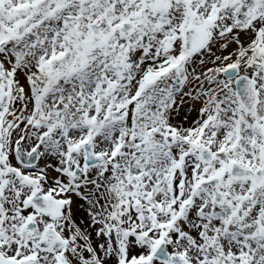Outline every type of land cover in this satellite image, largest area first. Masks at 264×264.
I'll return each instance as SVG.
<instances>
[{"label": "snow or ice", "instance_id": "snow-or-ice-1", "mask_svg": "<svg viewBox=\"0 0 264 264\" xmlns=\"http://www.w3.org/2000/svg\"><path fill=\"white\" fill-rule=\"evenodd\" d=\"M0 264H264V0H0Z\"/></svg>", "mask_w": 264, "mask_h": 264}]
</instances>
